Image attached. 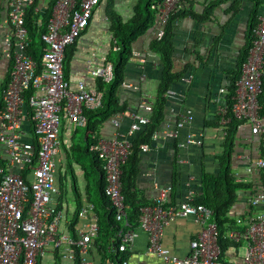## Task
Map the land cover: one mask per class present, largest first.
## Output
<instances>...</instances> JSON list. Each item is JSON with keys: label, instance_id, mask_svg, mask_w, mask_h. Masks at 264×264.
I'll return each instance as SVG.
<instances>
[{"label": "built area", "instance_id": "1", "mask_svg": "<svg viewBox=\"0 0 264 264\" xmlns=\"http://www.w3.org/2000/svg\"><path fill=\"white\" fill-rule=\"evenodd\" d=\"M44 1L0 0L3 29L0 61L4 60L7 74L0 91V264H38L51 243L63 248L61 256L75 258L78 254L87 264L85 256L97 241L100 228L95 221L87 229L79 230L77 237L59 233L60 212L53 204V197L59 191L56 167L62 120L85 126V109L102 106V91L90 88L85 78L79 79L77 88L72 89L64 71L66 48L88 27L101 0H52L50 6H44ZM31 9L34 12L31 17L39 16L35 28L43 29L40 61L28 51L31 33L27 16ZM151 9L156 14V37L161 38L169 18L183 12V4L182 0H153ZM48 10L50 14L44 21L43 15ZM137 56L138 53H133L131 59ZM91 74L109 82L113 78V64L107 62L105 66L92 68ZM263 78L264 6L252 28L248 54L231 95L232 103L218 109L222 130L237 119L249 123L252 133L261 136L262 155L247 170L258 168L264 175ZM152 109L153 102L142 98L139 109L129 114L132 122L126 132L118 130L111 139L91 134L89 151L102 161L104 192L116 220L123 225L109 246V251L119 254V258L108 256L105 264H144L142 258H132L140 230L147 235L146 252L167 263L224 264L217 222L212 220L211 209L197 202L201 195L194 190H189L184 199L172 202V186L163 188L154 202L140 206L135 226L127 221L123 166L132 152L135 135L149 123ZM122 117L121 113L115 115L117 128ZM202 129L192 110L186 109L174 126L166 127L163 135L175 139L178 147L184 148L202 145V138L197 137ZM160 136L161 133L155 132L153 138ZM148 148V144H141V149ZM252 202L263 204V209L253 212L246 220L237 218L238 228L229 229L227 236L236 242H246L241 264H264V185ZM86 208L80 214H85ZM180 218H192L200 226L184 256L174 253L165 241L166 227ZM124 253L128 256L124 257Z\"/></svg>", "mask_w": 264, "mask_h": 264}, {"label": "crops", "instance_id": "2", "mask_svg": "<svg viewBox=\"0 0 264 264\" xmlns=\"http://www.w3.org/2000/svg\"><path fill=\"white\" fill-rule=\"evenodd\" d=\"M51 1L45 0L44 6H50ZM137 1H100L90 24L72 44L74 52L67 76L72 89L77 88L79 79L85 78L90 88L101 91L98 89L100 78L93 76L91 69L105 66L107 62L112 63L108 55L112 46L116 50L111 21L107 15L108 5L111 3L112 8L127 21L134 13ZM182 4L183 12L174 18L172 32L174 70L183 71L184 76L166 94V117L157 131L161 136L152 137L150 142L142 143L148 144L149 148L140 150L138 175L133 190L136 202L140 204L154 202L161 190L168 186H172V202L184 199L189 190L199 193L201 198L204 172H219V158L224 152L226 130L220 127L218 109L231 100L229 88L239 74L242 60L248 54L252 28L257 23L264 0H182ZM202 15L204 17L200 18ZM156 30L157 26L154 25L133 44V53H138V56L130 59L124 82L118 89L119 104L125 106L118 112L123 114L119 128L114 123L117 113L100 123L99 118H96L93 131H88L86 125L79 126L66 119L62 120L61 147L56 167L59 191L53 197V204L60 212L59 233L74 238L79 235V230H85L90 223L97 221L102 226L103 233L113 235L112 231L108 232V221L105 218L109 208L107 202L104 203L101 198V191L97 186L98 181L104 183L102 161L97 156L92 158L94 152L87 153L86 148L93 133L98 137L111 139L118 130L126 132L132 122L129 114L139 109L141 99L154 101L164 69L160 55L150 47L156 38ZM2 35L3 29L0 27V46ZM4 65V60L0 61V91L7 79ZM221 89L226 91L221 92ZM261 99L264 103V91ZM186 109H191L196 123L203 126L202 131L197 133V137L202 138V145L192 144L179 148L177 141L164 136L163 131L168 125L174 126L179 114ZM217 119L218 124L215 126L206 124L207 121ZM78 132H84V135L77 136ZM136 136L137 134L135 138ZM81 140L85 142L84 147L81 146ZM234 150L232 173L235 181L245 184L246 187L237 191L236 201L228 212L225 236L229 229L238 228L237 218L246 220L253 212L263 209V204H253L252 200L263 188L264 175L258 168H254L252 172L247 170L262 155V138L259 134L252 133L249 123L241 121L235 134ZM77 152L79 156L76 157ZM85 207L86 213L80 214ZM199 227L192 218L177 219L166 227L165 241L174 253L184 256L189 251L191 239L197 236ZM115 235L104 237L101 234V241H96L85 256L87 264H105L109 252L106 256L103 249L107 247L109 251L106 241L111 243ZM236 243L237 245L230 246L225 251L224 264H241L244 254L241 248L244 247L245 252L246 242ZM147 245V235L140 230L132 258H142L144 264H172L157 255L147 253ZM62 249L51 243L46 254L39 258L38 264H84L80 256V263L77 256H61Z\"/></svg>", "mask_w": 264, "mask_h": 264}, {"label": "trees", "instance_id": "3", "mask_svg": "<svg viewBox=\"0 0 264 264\" xmlns=\"http://www.w3.org/2000/svg\"><path fill=\"white\" fill-rule=\"evenodd\" d=\"M152 2L153 0H138L134 7L133 15L127 21H124L121 15H119L112 8L111 3H109L108 5L107 15L111 21V32L114 35V39L116 41L115 43L118 48H116V50H113L112 46V51H110L108 55V59L112 61L113 64L112 80L109 82L104 81L102 78L98 80V89L103 92L102 106L95 109H85L84 113L87 117L86 129L88 131H93V129H95L96 118H99L98 122L100 123L103 119L110 117L112 114L121 112L125 108L124 105L122 106L119 104L118 89L124 82L126 67L133 56L134 42L136 41V39H138V37L145 34L156 24V14L155 11L151 9ZM32 13H34L33 9L29 11L27 16V23L29 25L31 33V42L28 51L36 60L40 61L42 58L43 47V41L41 40L40 36L43 29L39 30L38 28H35V20L39 16L33 15V17H31ZM49 14L50 11L48 10L43 15L44 21H47ZM178 15L180 14L171 16L165 26L164 35L161 38L156 37L151 42V50L159 54L163 62V77L153 101V109L148 114L150 116V121L142 128L141 131L137 133V136L133 143L132 152L127 162L123 166V194L125 195V202L127 207V221L131 226L137 224L139 208L142 205V203L140 204L136 202V198L133 193L136 184V178L138 175V164L140 161L139 154L141 150L140 145L142 143L150 142L154 133L158 131L159 126L166 117V94L171 86L184 76L183 71L178 72L174 70L173 60L174 43L172 23L174 18H176ZM203 17L204 16L202 15L200 18ZM73 46L74 45L71 44L66 48V56L64 60V71L66 77L68 76L69 62L74 52ZM244 59L242 60V62L244 61ZM239 75L240 71L239 74L234 78L232 86L229 88L231 95L234 92L235 82ZM31 92L32 91H29V94ZM231 103L232 101L229 100L228 104ZM261 112L262 114H264V109ZM206 124L215 126L218 124V119L207 121ZM240 124L241 120L233 119L225 126L226 132L224 136V152L219 158L221 168L217 174L204 172L202 177L203 194L202 197L197 201L199 203H203L206 207L211 209L212 220L217 222L220 231L219 243L222 248V259H224L225 251L230 246L237 245L235 241L225 236L226 224L229 221L228 212L236 201L237 191L243 187H246L245 184L237 183L235 181L231 164L232 153L234 151L235 134ZM90 143L91 141L89 140L86 148L87 153H93L89 151ZM93 154L95 155L92 158H95L97 155L96 153ZM101 170L103 173L102 166ZM175 178H177V174H175ZM104 185L105 180L104 183H101L100 181L97 182L98 189L101 191V198L103 199L104 203L107 202L109 208V210L105 213V218L108 221V232L112 231L113 235L111 233H103V229L101 228L102 226H100L97 241H101V234L104 237L114 236L118 228L120 226H123L115 218L111 203L104 192ZM109 242L106 241L107 246H111ZM101 247H104V245H101ZM103 250L105 251L104 253L106 256L109 252V256L112 259L116 260L117 258H119V254L113 253L111 249L110 251H108L106 247ZM123 256L127 257L128 253H124ZM77 259L80 263V257L78 254Z\"/></svg>", "mask_w": 264, "mask_h": 264}, {"label": "rangeland", "instance_id": "4", "mask_svg": "<svg viewBox=\"0 0 264 264\" xmlns=\"http://www.w3.org/2000/svg\"><path fill=\"white\" fill-rule=\"evenodd\" d=\"M81 131H82V130H81ZM82 134L84 135V132H78L77 136H82ZM80 138H82V137H80ZM80 143H81V146H83V147L85 146V142H84L83 140H81ZM83 147H82V148H83ZM82 151H83V150H82ZM83 153H84V156L87 157V154L85 153V151H83ZM80 154H81V153H80ZM75 155H76V157H77V156H79V153L77 152ZM241 251L244 253V247L241 248ZM243 253H242V254H243Z\"/></svg>", "mask_w": 264, "mask_h": 264}, {"label": "bare ground", "instance_id": "5", "mask_svg": "<svg viewBox=\"0 0 264 264\" xmlns=\"http://www.w3.org/2000/svg\"><path fill=\"white\" fill-rule=\"evenodd\" d=\"M235 150H236V149H235ZM235 150H234V151H235Z\"/></svg>", "mask_w": 264, "mask_h": 264}]
</instances>
